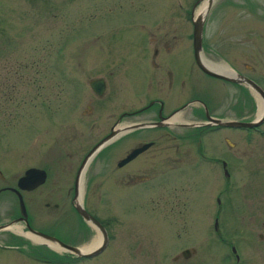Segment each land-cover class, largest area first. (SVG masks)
<instances>
[{"label":"flooded vegetation","instance_id":"obj_1","mask_svg":"<svg viewBox=\"0 0 264 264\" xmlns=\"http://www.w3.org/2000/svg\"><path fill=\"white\" fill-rule=\"evenodd\" d=\"M205 2L207 0H203L195 9V15L203 3L204 10L199 15L205 12ZM215 2L213 0L211 4ZM217 3L216 33L229 36L228 42L221 37L222 42L205 41V18L197 61L194 44L185 41L192 40L191 34L185 33L186 36L179 38L173 32L170 37L168 32L155 36L147 53L150 69L143 71V78L148 80V93L139 94L136 98L126 99L122 96L110 100L108 96L111 97L115 91L123 92L119 82L109 85V77H113L110 73L88 79L90 96L81 114L88 118L93 114L94 118L86 121L84 130L75 128V91L68 94L66 101L62 98L63 90H60L61 98L55 100L56 111L64 106L61 111L66 110L68 115L74 114L72 120L66 117L63 122V127L70 129L68 134H60L63 147L70 145L74 153L82 151V158H85L94 145L101 141L103 143L83 165L84 158L75 164L71 183L63 196L55 183H50L53 173L47 166L37 167L44 170L45 178L31 189L17 188L19 176L13 181V177L0 171V251L15 252L18 262L27 259L31 261L30 264H76L79 260L86 262L92 259L99 252L86 256L84 254L90 249L81 248L91 230H96L78 213L76 204L79 203L99 221L106 232V242L110 234L108 217L98 218L90 211L94 207L89 210L86 206L88 201L97 206L96 201L86 197V189L90 187L98 199L100 195L105 197L101 203L104 211L114 208L130 210L135 207L149 211L161 210L174 214L172 220L175 226L180 224L185 229L189 227V234L184 232L186 236L183 235V239L195 240L203 245L199 246L200 251L192 246L181 248L171 256L175 264H206L205 259L211 257L221 264H257L259 252L254 248H264V235L258 233L256 238L249 236L227 241L222 237L224 232L219 225V218L222 206L230 201V197L225 196L226 203L222 204L220 195L231 194L236 188L233 167L237 156L229 149L241 140L239 136L243 139L250 137L251 130L264 132L257 126L242 128L226 124L237 119L235 117L243 102L247 104L241 98L242 95L248 94L252 98L253 94L244 83L227 79L234 74L250 78L235 67V44L230 42L236 33L235 20L243 16H258L264 20V0H219ZM249 26H252L250 22ZM259 29L264 31V27ZM245 31L251 33L252 30L246 28ZM178 39L182 41L178 42ZM173 62H176L175 66ZM197 62L225 78L210 75ZM214 64H222L225 69L213 67ZM243 66L249 67L244 63ZM190 76L193 80L189 79ZM208 80L223 86L214 97L207 90ZM90 81H97L98 86L92 88ZM68 84L75 86V80H68ZM239 87L243 92L237 90ZM212 97L215 103L209 102ZM249 100L252 103V99ZM46 109L51 112L49 104H46ZM239 120L248 119L243 117ZM57 123L60 125L61 119ZM226 129L244 131L238 133L233 130L235 142L231 140L230 134L225 133L229 131ZM212 132H222L219 140L222 141L223 153L214 154V151L204 146V138ZM77 140L80 142L75 143ZM102 147L105 148L104 154L94 167L92 157L97 156ZM19 195L23 211L19 206ZM205 209H208V217L212 221L211 228L207 223V228L203 230L192 215L195 211ZM118 238L139 242L135 235L120 234ZM61 244L67 245L69 249L63 248ZM221 245L227 248V252L220 251ZM236 245H244L246 251H237ZM71 248H77L80 254ZM218 253H221L220 256ZM166 254L164 252L163 256Z\"/></svg>","mask_w":264,"mask_h":264},{"label":"rangeland","instance_id":"obj_2","mask_svg":"<svg viewBox=\"0 0 264 264\" xmlns=\"http://www.w3.org/2000/svg\"><path fill=\"white\" fill-rule=\"evenodd\" d=\"M215 1L205 14V41L214 43L221 41V37L228 42L229 36L216 33L219 0ZM199 4L200 0H0V171L15 181L28 167L47 166L53 173L50 183L54 182L63 196L83 152L74 153L70 145L63 147L60 134L70 132L69 127H63L66 117L72 120L75 114L77 130H84L86 121L94 118L93 114L89 118L81 114L90 96L87 80L110 73L113 77H109V85L119 82L123 87V92L115 91L108 96L110 100L122 96L136 98L148 93V80L143 78V71L150 69L147 53L153 38L167 32L169 37L173 32L178 38L186 36L185 33L191 34L190 14L191 17L195 15ZM235 21L236 33L230 40L235 44V67L264 91V31L259 29L264 27V20L258 16H243ZM246 28L252 30L251 33L245 31ZM243 63L250 68H245ZM70 79L75 80V86L68 84ZM189 79L193 80L191 76ZM208 81L207 90L214 97L223 86L214 80ZM60 90L66 101L68 94L75 91L73 115L61 111L64 106L61 112L56 111L55 100L61 98ZM237 90L243 92L240 87ZM249 96L242 95L247 104L243 102L236 120L256 117L258 97ZM213 97L209 102L215 103ZM46 104L50 105L51 112ZM257 128L264 131V120ZM226 130L232 141H235V131H244ZM219 134L212 132L203 141L214 154L224 152ZM251 134L247 139L239 136L241 140L235 141L236 145L229 149L237 156L233 167L236 188L231 194L220 195L222 204L226 203L225 196L230 197V201L222 206L219 218L224 232L222 237L227 241L249 236L256 238L258 233L264 235V132L251 130ZM104 151L105 148L92 157L94 167ZM90 189H86V197L96 201L97 206L89 201L86 206L89 210L94 207L90 211L98 218L108 217L110 236L99 254L76 264H175L171 256L184 246L200 251L202 243L183 239L189 234V227L175 226L174 214L138 207L104 211L101 203L105 197L100 195L98 199ZM206 217L208 209L192 215L203 230L207 223L211 228L212 218ZM120 234L135 235L139 242L128 238L122 241L118 238ZM96 235L99 233L91 230L84 246L90 245ZM220 248L227 252L224 246ZM236 248L246 251L244 245H236ZM254 250L259 252L257 264H264V248ZM164 252L167 254L163 256ZM30 262L27 259L18 262L15 252L10 250L0 251V264ZM205 263L221 264L212 257L206 258Z\"/></svg>","mask_w":264,"mask_h":264},{"label":"water","instance_id":"obj_3","mask_svg":"<svg viewBox=\"0 0 264 264\" xmlns=\"http://www.w3.org/2000/svg\"><path fill=\"white\" fill-rule=\"evenodd\" d=\"M211 3H212V0H207V6H206L205 12L201 16L195 15L191 19L192 42L194 44V52H195V56H196V61L198 60L197 53L199 50V43H200L203 20L205 18V13L209 9ZM197 64L200 68H202L204 71L208 72L210 75L225 78V76L220 75L219 73L215 72L214 70L206 69L200 62H197ZM227 79H230L231 81L241 82V83H244L245 85H247L252 90L253 94L256 95L258 97V99H260V101L262 102V112L259 116H257L253 120H249V121L231 120V121L226 122V124L231 125V126H236V127H255L258 124H260L264 120V92H263V90L255 82H253L251 79H249L245 76H242L240 74H234L233 76L227 77ZM90 85L92 86V88L95 89L96 86H98V83H97V81H90ZM215 122H220V121L215 120ZM102 142L103 141L96 144L87 153L84 160L82 161V165H83L84 161L86 160V158L88 156H90L92 153H94L100 145H102ZM44 178H45L44 170L39 169V168H35V167H29V168L24 170V172L21 176L18 177L17 182H16V187L19 189H31V188L41 184L44 181ZM19 206H20V209L23 211L24 206H23V202L21 200L20 195H19ZM76 210L83 217V219L85 221H87L88 223H90L96 229V231H98L100 234L101 240L98 243V245L96 247L88 250L86 252L87 254H84L86 256H93V255L97 254L98 252H100L101 249L105 246L106 239H107L106 232L104 231V229L101 226V224L99 223V221L96 220L87 211H85L79 203L76 204ZM61 246L63 248L69 249V247L65 244H61ZM71 249L73 251L77 250L78 253L80 254V251L77 248H71Z\"/></svg>","mask_w":264,"mask_h":264},{"label":"bare ground","instance_id":"obj_4","mask_svg":"<svg viewBox=\"0 0 264 264\" xmlns=\"http://www.w3.org/2000/svg\"><path fill=\"white\" fill-rule=\"evenodd\" d=\"M205 3H206V2H205ZM206 4H207V3H206ZM202 5L204 6L205 4L203 3ZM202 5L200 6L199 9H197V11H196V12H198L197 15H199V14H201V13L203 12L204 8H203ZM202 9H203V10H202ZM213 67H216V68H222V67H223V69H225V66L222 65V64H221V65L214 64ZM256 100H257V102H258V105H257L258 110H257V112H256V116H259V115L261 114V112H262V104H261V101H260L258 98H256ZM14 230H17V228L14 227ZM32 238H33V237H32ZM34 239H35V238H34ZM99 241H100V237H99V235H96V237H94V238L92 239L91 244L88 245V246H84V247H82L81 250H82V249H85V250L90 249V248L93 247L94 245H97ZM184 253H185V252H184Z\"/></svg>","mask_w":264,"mask_h":264}]
</instances>
